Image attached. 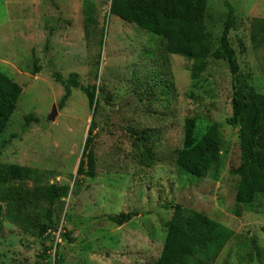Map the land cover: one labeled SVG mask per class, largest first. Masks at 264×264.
I'll return each instance as SVG.
<instances>
[{"label": "rangeland", "instance_id": "374dc122", "mask_svg": "<svg viewBox=\"0 0 264 264\" xmlns=\"http://www.w3.org/2000/svg\"><path fill=\"white\" fill-rule=\"evenodd\" d=\"M228 1L237 22L230 44L242 72L264 94V47L251 41L252 20L264 19V0ZM224 2L208 0L206 25L216 46L227 18ZM126 17L124 0L0 4V70L23 89L4 139L20 138L1 150L0 164L47 173L0 189L8 198H0V264H156L177 207L233 230L213 264H264V196L252 207L237 200L233 172L241 151L239 130L227 123L233 96L228 64L211 58L200 79L192 80L191 62L167 55L159 37ZM47 57L65 78L75 73L83 86L97 88L96 109L79 89L58 108L65 91ZM36 61L42 71L33 76ZM55 105L58 115L49 121ZM187 118L197 119L198 137L217 124L225 139L221 164L204 179L176 165ZM90 127L94 179L77 174ZM53 184L68 193L56 205L58 230L40 239ZM129 212L140 216L123 226L107 218Z\"/></svg>", "mask_w": 264, "mask_h": 264}, {"label": "trees", "instance_id": "16d2710c", "mask_svg": "<svg viewBox=\"0 0 264 264\" xmlns=\"http://www.w3.org/2000/svg\"><path fill=\"white\" fill-rule=\"evenodd\" d=\"M5 0H0V4ZM127 6L126 21L142 30L159 37L167 55H176L192 63V80H198L208 68L209 59L222 60L229 66L232 76V116L227 123L239 130L241 164L233 172L239 177L237 200L246 207H252L257 199L264 196V94L256 91L249 74L242 72L236 51L230 44V33L236 30L235 10L228 0L224 5L227 18L222 36L216 46L214 36L208 31L206 20L208 0H124ZM251 41L257 47H264V19L255 18L251 23ZM50 39L46 50H49ZM242 53L244 45L241 43ZM53 69V77L64 88V96L58 108L62 110L72 95V89L81 90L87 97L90 108L98 106L97 88L86 87L79 81L78 74L65 78L57 72L49 57L46 58ZM42 71L41 61L33 64V76ZM22 87L8 74L0 70V152L8 147L20 135L4 139L12 116L15 114ZM33 121V115L26 117ZM196 118H187L184 124L183 148L176 158L180 171L199 179L209 176L215 165L221 164L225 139L219 131V125L208 127L198 137ZM93 128L88 130L84 155L79 163L77 174L80 177H96V157L91 146ZM151 160V155L145 153ZM46 172L0 164V189L12 181L40 180ZM68 193V188L51 185L47 195L49 207L45 213V222L39 227V238L45 239L58 230L56 205ZM2 202L8 198L1 196ZM2 208L0 207V217ZM138 212L109 215L107 218L117 226H123ZM234 232L223 224L196 211L177 207L168 227L163 250L156 264H213L224 247L233 238ZM69 241L70 234L66 235ZM45 249L44 257L48 258Z\"/></svg>", "mask_w": 264, "mask_h": 264}, {"label": "water", "instance_id": "95a60500", "mask_svg": "<svg viewBox=\"0 0 264 264\" xmlns=\"http://www.w3.org/2000/svg\"><path fill=\"white\" fill-rule=\"evenodd\" d=\"M57 115H58V109H57V106L55 105L53 107V110H52L51 114L48 117V120L49 121H54Z\"/></svg>", "mask_w": 264, "mask_h": 264}]
</instances>
